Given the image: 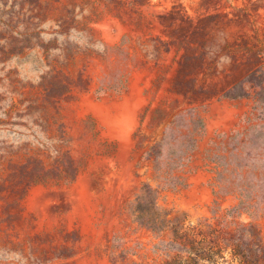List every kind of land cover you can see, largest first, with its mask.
<instances>
[{
  "label": "rangeland",
  "instance_id": "374dc122",
  "mask_svg": "<svg viewBox=\"0 0 264 264\" xmlns=\"http://www.w3.org/2000/svg\"><path fill=\"white\" fill-rule=\"evenodd\" d=\"M263 75L264 0H0V264H190L179 242L251 221L171 188L210 190L248 119L237 168L264 182Z\"/></svg>",
  "mask_w": 264,
  "mask_h": 264
},
{
  "label": "trees",
  "instance_id": "16d2710c",
  "mask_svg": "<svg viewBox=\"0 0 264 264\" xmlns=\"http://www.w3.org/2000/svg\"><path fill=\"white\" fill-rule=\"evenodd\" d=\"M253 73L256 74L258 71H254ZM234 87H236V85L226 90L223 97L230 100L248 98L249 94L247 93L231 95ZM254 112H256V109L252 108L251 115H254ZM251 122L252 121L248 119L247 124H249V126L244 129L243 132L236 131L235 134L229 138V144L221 142L220 145L216 146V155H218L221 162H223L222 166H226L225 170H217L216 167L221 164H218V160L216 159H214V161L211 160L214 166L209 170L215 175L214 184L213 182L209 184L215 201L216 199L218 200L229 196H232L236 200V204L231 207L222 218L233 219L239 218L242 214H247L250 216L251 221L247 223L235 222L234 225L225 224L220 230L211 228L208 233L202 236L203 243L206 241L205 236L208 235L216 237V242L212 239L208 240L204 247L191 254L185 250L186 245L189 244L183 243L182 241L179 242L181 250H184L187 261L190 264H197L200 261L216 264L217 260L227 264V260L222 253L223 250H229L230 261H235L236 264H264V245L257 225V219L264 213V182L260 183L261 180L259 179V175L262 174L256 170H238L237 168L241 153L236 145L238 143H243V140H241L243 136H246L248 132H252L258 127ZM203 128L204 122L201 117L199 129L192 140V145L189 150L184 152L181 156L179 162L180 168L178 167L177 170H181L185 165L189 154L195 148L197 136L203 132ZM216 164L217 166L215 167ZM175 181L171 190L176 192L183 186L184 182L183 178L180 179V177H175ZM257 184H259V186H257ZM215 188H217V190H215ZM144 193L149 196L153 194V190L149 185H144L143 194ZM156 195H158V193H156ZM156 199V196L152 199L154 202L153 207H156ZM176 238L182 239L177 236ZM188 249L191 251L193 250L191 246ZM180 263L184 264L183 262Z\"/></svg>",
  "mask_w": 264,
  "mask_h": 264
},
{
  "label": "crops",
  "instance_id": "0c3cea01",
  "mask_svg": "<svg viewBox=\"0 0 264 264\" xmlns=\"http://www.w3.org/2000/svg\"><path fill=\"white\" fill-rule=\"evenodd\" d=\"M228 90V89H227ZM239 99H243V98H239ZM239 99H233L232 101L235 100H239ZM230 100V99H228ZM203 119V117H202ZM204 122V128L203 131L205 130V121L203 119ZM203 133V132H202ZM197 144V142H196ZM196 148V145H195ZM195 148L193 149V151L189 154L188 159L185 163V165L183 166V168L181 170H184L186 168V166L190 163L191 158L193 153L195 152ZM206 170H210V168H207L206 166ZM186 178L183 176V186L178 189L175 193L177 202H179L181 205H186V206H193L197 203H201L203 200V196L208 197L210 195V190L203 185L202 183L196 184V183H191V181L188 180V182H186ZM211 196H212V192H211Z\"/></svg>",
  "mask_w": 264,
  "mask_h": 264
}]
</instances>
